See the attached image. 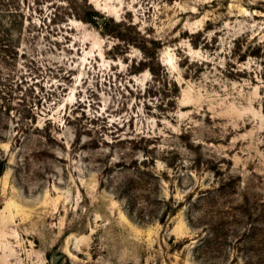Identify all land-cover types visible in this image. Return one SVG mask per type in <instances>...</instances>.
<instances>
[{
    "label": "rangeland",
    "instance_id": "rangeland-1",
    "mask_svg": "<svg viewBox=\"0 0 264 264\" xmlns=\"http://www.w3.org/2000/svg\"><path fill=\"white\" fill-rule=\"evenodd\" d=\"M11 1L0 264H246L197 249L264 223V0Z\"/></svg>",
    "mask_w": 264,
    "mask_h": 264
},
{
    "label": "trees",
    "instance_id": "trees-1",
    "mask_svg": "<svg viewBox=\"0 0 264 264\" xmlns=\"http://www.w3.org/2000/svg\"><path fill=\"white\" fill-rule=\"evenodd\" d=\"M18 2V1H17ZM11 0H0V96L7 93L9 83L11 82V74L7 72L8 66L12 59H15V55H19V45L22 39V21L24 17L20 6H12ZM12 7H15L14 10ZM14 14V15H13ZM98 12L92 11L88 14L87 18H82L87 23L96 24L100 18ZM12 18H15L12 21ZM17 18V19H16ZM1 100L3 104L7 102L5 97ZM30 116H26L25 119H29V122H16L15 131L18 134L22 131L23 133H29L37 125L38 117L45 116L48 112L41 111L40 113L32 111ZM44 114V115H43ZM4 120L0 116V131ZM41 130H38L40 133ZM36 133V132H35ZM8 168V160L5 156L0 155V177H2ZM218 193V192H216ZM211 195V193H210ZM226 195L222 193L220 196ZM201 200L207 201L209 193H204ZM2 209L0 205V210ZM180 209L178 205L172 215H175ZM244 212H249L250 207L246 205L239 208ZM228 213L227 215H231ZM161 223H165L164 220H160ZM206 225L205 234L202 235L199 240L197 252L203 256L211 257L212 255L228 256L226 253V247L232 249V253L236 254L234 262L238 261V258L246 261V264H264V223L260 226L254 225L250 222V226L245 228L241 234L234 233L232 229V219L228 218L225 222H203ZM229 226V227H228ZM234 239V240H232ZM232 254V255H233ZM230 255V252H229ZM241 255H244L241 257Z\"/></svg>",
    "mask_w": 264,
    "mask_h": 264
},
{
    "label": "water",
    "instance_id": "water-1",
    "mask_svg": "<svg viewBox=\"0 0 264 264\" xmlns=\"http://www.w3.org/2000/svg\"><path fill=\"white\" fill-rule=\"evenodd\" d=\"M105 22H106L105 19L99 20V24L101 26H103L105 24ZM63 259H64V256H60V257H58L57 259L54 260L53 264H58Z\"/></svg>",
    "mask_w": 264,
    "mask_h": 264
}]
</instances>
